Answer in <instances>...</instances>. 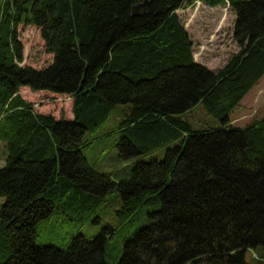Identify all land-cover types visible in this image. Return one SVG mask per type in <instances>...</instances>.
I'll return each instance as SVG.
<instances>
[{
  "label": "trees",
  "instance_id": "1",
  "mask_svg": "<svg viewBox=\"0 0 264 264\" xmlns=\"http://www.w3.org/2000/svg\"><path fill=\"white\" fill-rule=\"evenodd\" d=\"M142 1L0 0V264H113V229L78 235L66 249L36 238L56 210L82 220L114 191L121 213L160 204L123 240L118 264H264V117L231 121L264 76V0H203L236 15L239 51L218 71L195 61L177 14L191 0H149L133 16ZM20 25L40 29L48 67L23 65ZM22 88L70 96L74 119L38 113ZM198 105L211 124L185 118ZM113 113L114 129L89 137ZM109 134L119 137L114 158L90 162L85 149ZM163 147L164 160L120 174Z\"/></svg>",
  "mask_w": 264,
  "mask_h": 264
},
{
  "label": "rangeland",
  "instance_id": "2",
  "mask_svg": "<svg viewBox=\"0 0 264 264\" xmlns=\"http://www.w3.org/2000/svg\"><path fill=\"white\" fill-rule=\"evenodd\" d=\"M191 4L177 13L185 25L194 43V56L197 62L213 71L223 68L232 55L239 51L234 38L236 15L231 6L226 3L218 7H210L203 0H191ZM19 39L24 45V66L37 69L48 67L53 61V55L46 50L41 31L33 25H20ZM22 96L32 103L40 114L53 115L56 119L70 118L73 115V102L68 96L54 94L47 91L32 92L29 88L21 90ZM115 115L112 114L105 126L88 133L89 137L100 136L115 127ZM264 117V76L243 98L239 106L231 115L234 126L245 127ZM185 118L195 127L211 124L213 117L207 113L202 105L196 106ZM118 135L109 134L97 145L85 149L84 153L90 162L100 161L105 154L114 158L117 153L115 143ZM167 147L160 148L153 153L143 154L122 165L120 174L125 176L131 170V164L150 162L151 160H164ZM6 152L0 143V169L5 166ZM124 163V162H123ZM106 170V169H103ZM117 172V171H116ZM121 175V176H122ZM5 199L0 198V208ZM122 202L118 191L108 194L106 200L82 220H72L60 211L41 221L37 228V244L39 246H55L66 249L72 239L84 235L91 240L100 235L104 229H113L114 234L109 236V255L113 264H118L123 254V240L132 238L138 230L148 226L155 219L150 215L160 209V204H147L138 211L121 213ZM111 233V232H110ZM109 233V234H110ZM257 253L249 255L256 257Z\"/></svg>",
  "mask_w": 264,
  "mask_h": 264
},
{
  "label": "water",
  "instance_id": "3",
  "mask_svg": "<svg viewBox=\"0 0 264 264\" xmlns=\"http://www.w3.org/2000/svg\"><path fill=\"white\" fill-rule=\"evenodd\" d=\"M150 1L143 0L142 2H137V4L133 7V16H141L145 14L149 8Z\"/></svg>",
  "mask_w": 264,
  "mask_h": 264
},
{
  "label": "crops",
  "instance_id": "4",
  "mask_svg": "<svg viewBox=\"0 0 264 264\" xmlns=\"http://www.w3.org/2000/svg\"><path fill=\"white\" fill-rule=\"evenodd\" d=\"M178 12V11H177ZM178 14V13H177ZM184 24V23H183ZM185 26V25H184ZM187 30V29H186ZM192 39V38H191ZM193 41V40H192ZM194 50V49H193ZM195 55V54H194ZM194 58H195V56H194ZM195 61H196V59H195ZM197 62V61H196ZM197 63H199V62H197ZM200 64V63H199ZM203 65V64H202ZM205 66V65H204ZM207 67V66H206ZM210 69V68H209ZM222 69V68H221ZM22 89H24V88H22ZM21 89V90H22ZM20 94L22 95V92L20 91ZM64 96H67V95H64ZM68 97H70V96H68ZM25 100H27L25 97H23ZM70 99L72 100V102H73V98H71L70 97ZM28 101V100H27ZM29 103H31L30 101H28ZM66 119V118H65ZM68 120H73L74 119V115H72V117H70V118H67Z\"/></svg>",
  "mask_w": 264,
  "mask_h": 264
}]
</instances>
